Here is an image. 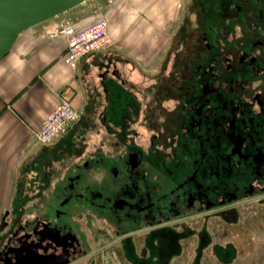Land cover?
<instances>
[{
    "label": "flooded vegetation",
    "instance_id": "flooded-vegetation-1",
    "mask_svg": "<svg viewBox=\"0 0 264 264\" xmlns=\"http://www.w3.org/2000/svg\"><path fill=\"white\" fill-rule=\"evenodd\" d=\"M144 68L99 64L96 102L0 210V264H264V0H180Z\"/></svg>",
    "mask_w": 264,
    "mask_h": 264
},
{
    "label": "crops",
    "instance_id": "crops-1",
    "mask_svg": "<svg viewBox=\"0 0 264 264\" xmlns=\"http://www.w3.org/2000/svg\"><path fill=\"white\" fill-rule=\"evenodd\" d=\"M96 5L97 0H84L23 30L0 58V210L10 202L18 175L36 154L33 132L54 108L59 94L67 90L76 109H82L86 102H96L90 95L101 85L99 64L106 55L143 61L140 65L144 68L167 38L163 35L165 27L157 26L145 34L136 33L121 44L116 42L120 37L118 25L109 26L106 19L110 40H114L83 56L71 68L63 62L65 37H51L49 31L66 21L76 27L85 26L94 16L91 7Z\"/></svg>",
    "mask_w": 264,
    "mask_h": 264
},
{
    "label": "built area",
    "instance_id": "built-area-1",
    "mask_svg": "<svg viewBox=\"0 0 264 264\" xmlns=\"http://www.w3.org/2000/svg\"><path fill=\"white\" fill-rule=\"evenodd\" d=\"M49 35L65 37L63 62L71 68H75L83 56L99 51L110 43L104 17H98L82 27L66 21L60 27L51 29ZM76 115L77 109L71 104L67 90L60 93L54 108L43 118L40 127L34 130L33 139L40 143L54 139Z\"/></svg>",
    "mask_w": 264,
    "mask_h": 264
},
{
    "label": "rangeland",
    "instance_id": "rangeland-1",
    "mask_svg": "<svg viewBox=\"0 0 264 264\" xmlns=\"http://www.w3.org/2000/svg\"><path fill=\"white\" fill-rule=\"evenodd\" d=\"M97 2L98 5L96 7H91V11L94 14L91 21L98 17H104L108 20L109 26L118 25L120 37L116 42L121 44L136 33L139 36V33L145 34L149 28L154 29L157 26L165 27L163 35L166 36L170 32L173 23L177 22L180 16V0H97ZM108 10L111 12L106 15ZM166 26H168L167 32ZM111 40L113 41L114 39L111 38ZM157 56L158 54L154 56V59L159 57ZM137 62L142 63L143 61Z\"/></svg>",
    "mask_w": 264,
    "mask_h": 264
},
{
    "label": "water",
    "instance_id": "water-1",
    "mask_svg": "<svg viewBox=\"0 0 264 264\" xmlns=\"http://www.w3.org/2000/svg\"><path fill=\"white\" fill-rule=\"evenodd\" d=\"M84 0H0V58L23 30L56 16ZM33 264H64L41 256Z\"/></svg>",
    "mask_w": 264,
    "mask_h": 264
}]
</instances>
